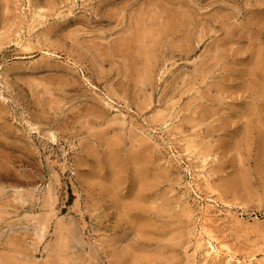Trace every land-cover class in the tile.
I'll list each match as a JSON object with an SVG mask.
<instances>
[{
  "label": "rangeland",
  "instance_id": "374dc122",
  "mask_svg": "<svg viewBox=\"0 0 264 264\" xmlns=\"http://www.w3.org/2000/svg\"><path fill=\"white\" fill-rule=\"evenodd\" d=\"M254 262L264 0H0V264Z\"/></svg>",
  "mask_w": 264,
  "mask_h": 264
},
{
  "label": "bare ground",
  "instance_id": "6f19581e",
  "mask_svg": "<svg viewBox=\"0 0 264 264\" xmlns=\"http://www.w3.org/2000/svg\"><path fill=\"white\" fill-rule=\"evenodd\" d=\"M204 179L206 178V176L204 177V176H202ZM207 179V178H206ZM208 180V179H207ZM207 182V181H206ZM213 205V204H212ZM210 203L208 204V205H206L205 206V210H204V221H205V223H209V224H212L213 225V222H215L214 220H213V217L211 216V208H213L214 206H212ZM215 218V217H214ZM216 220V219H215ZM214 224H216V223H214ZM216 240V239H215ZM215 240H211V239H209L207 242H206V244H205V246H206V257H211L212 259H214V260H218V259H220L221 258V256L223 255V253L224 254H228L227 252H223L222 251V249L219 247V246H217L216 244H214L215 243ZM200 241H201V238H200ZM199 247H200V245H199ZM229 258H231V256H229ZM253 264V263H252ZM254 264H263L262 262L260 263V262H254Z\"/></svg>",
  "mask_w": 264,
  "mask_h": 264
}]
</instances>
